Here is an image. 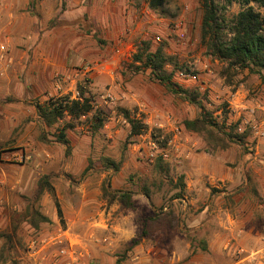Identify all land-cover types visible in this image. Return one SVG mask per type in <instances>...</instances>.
<instances>
[{
	"label": "rangeland",
	"instance_id": "1",
	"mask_svg": "<svg viewBox=\"0 0 264 264\" xmlns=\"http://www.w3.org/2000/svg\"><path fill=\"white\" fill-rule=\"evenodd\" d=\"M215 1L227 19L244 8L239 0L228 6ZM201 16L200 0H165L157 10L144 0H0V251L7 264H25L28 240L52 237L58 228L68 232L76 250L89 252L86 263L93 255L98 264H113L146 228L138 246L142 252L151 249V261L155 255L168 263L241 264L253 256L252 264H264V207L259 208L264 204V83L238 70L223 74L224 66L207 56L200 42ZM144 42L152 51L164 47L170 58L165 69L172 76L195 65L196 82L172 81L197 90L215 123H238L240 132L247 131L243 147L212 150L184 130L183 121L194 119L197 108L166 92L148 71L133 73L129 67ZM79 89L107 121L91 136L81 120L67 133L71 151L65 156V148L54 141L56 131L42 125L34 106L78 97ZM118 109L142 120L146 134L129 139ZM23 154L27 162H12L13 155ZM105 158L119 164L117 173L104 169ZM43 176L54 187L63 224L52 197L43 193L34 209L50 223L33 230L25 214ZM179 177L185 188L199 185L214 196L226 184L254 187L258 234L219 233L220 219L208 216L211 208L201 214L204 200L187 203V191L175 198ZM104 181L112 190L132 194L131 210L101 200ZM4 236L12 239L7 249ZM203 242L206 252L200 250ZM186 245L188 254L180 251Z\"/></svg>",
	"mask_w": 264,
	"mask_h": 264
},
{
	"label": "trees",
	"instance_id": "2",
	"mask_svg": "<svg viewBox=\"0 0 264 264\" xmlns=\"http://www.w3.org/2000/svg\"><path fill=\"white\" fill-rule=\"evenodd\" d=\"M66 0H62L65 2ZM150 10L163 7L165 0H144ZM230 5L235 0H223ZM244 6L234 17L227 19L223 15L224 7H220L215 0H200L201 25L200 42L207 56L220 62L224 67L223 74L232 70L247 72L255 75L261 83H264V0H239ZM250 4L256 5L262 13L254 10ZM170 60L166 56L164 47L152 51L150 44L144 42L136 48L132 55L130 69L133 73L149 72L150 78L161 85L172 96L197 108L198 115L192 120H184L182 125L186 132L193 133L202 138L212 150H226L229 145L237 144L243 147L248 132H240L239 124L218 125L211 113L206 111L202 104L201 95L197 90L187 91L172 81V71L165 69ZM174 75V74H173ZM38 120L46 128L56 131L54 141L65 148V156L70 155L71 147L67 138L68 132H73L77 125L84 122L91 136H95L104 127L107 117L103 111L94 107L85 91L78 90V97L70 95L58 98H50L46 102L37 103L34 106ZM123 120L129 126L128 138L146 134L147 127L142 120L137 119L130 111L118 109ZM160 161V159L158 160ZM103 167L112 173L119 171V164L110 159H103ZM85 172V171H84ZM178 193L176 199H181L185 192L183 177L177 179ZM43 193L52 197L59 221L63 224L62 211L48 176L41 177L36 183L33 202L26 209V221L33 230H38L40 225L49 224L50 221L34 209ZM101 200L108 205L117 204L120 208L131 210L133 207L132 194L112 190L109 181L101 185ZM147 237V230L143 228L141 234L127 243L121 257L114 264H122L137 247L142 239ZM5 249L12 246L11 236H4ZM200 250L206 252L204 242ZM3 250V249H2ZM0 251V264H7L9 259Z\"/></svg>",
	"mask_w": 264,
	"mask_h": 264
},
{
	"label": "crops",
	"instance_id": "3",
	"mask_svg": "<svg viewBox=\"0 0 264 264\" xmlns=\"http://www.w3.org/2000/svg\"><path fill=\"white\" fill-rule=\"evenodd\" d=\"M254 160H256V157H254ZM0 174L1 175L3 174L1 167H0ZM233 186L234 185L226 184L224 186V189L220 187L221 192L217 193V196L215 195L216 196L215 197L214 195L211 194V190L208 188H203L200 187L199 185H193V186L189 185L185 188V192L187 191V193L190 196L189 201H187V203L196 204L199 202L198 200L200 198L204 200L205 201L204 205L207 206H205L201 214H205L208 210V207L211 208L210 211L208 212V216L213 215L214 218L220 219L219 224L221 229L218 228V231L219 233L222 232L223 235H226L227 233L225 232L229 231V234L233 237H235V235L237 236L242 235L243 237L256 236L258 234L260 227L258 225L260 221L256 219V214H260V213L257 210L259 208L257 207L254 198L255 189L254 187L252 188L251 186L247 187L246 183L242 188L241 187L236 188ZM258 192L260 193V190ZM2 221L3 219L0 213V223H2ZM246 223H250V224L248 225ZM183 243H184V239H183ZM226 246H228V242L227 243L225 242V247ZM212 248L213 246L209 244L207 250L211 251L213 250ZM187 249H188V245H186L185 248L181 249L180 251L181 252L183 251L185 254H188ZM150 250L151 249H148L147 251L142 252L143 246L141 245L137 246L133 250V254L126 264H177L178 263V261H176V263L174 261H171L169 263L165 262V260L161 259V257L155 258V255H154V259H152L151 261L149 256L151 253ZM83 255H84V258L82 259L83 264H98V259L95 260V256L93 257V255L91 258L92 261H88L86 263V259L89 256L88 251H85ZM90 257L91 255L89 256V258ZM191 261L192 260H188L187 262L182 264H191L192 263Z\"/></svg>",
	"mask_w": 264,
	"mask_h": 264
},
{
	"label": "built area",
	"instance_id": "4",
	"mask_svg": "<svg viewBox=\"0 0 264 264\" xmlns=\"http://www.w3.org/2000/svg\"><path fill=\"white\" fill-rule=\"evenodd\" d=\"M174 30L176 32L180 31V25H176ZM155 41L159 42V38L156 37ZM0 51H4L3 46H0ZM196 72L195 65H187L178 68L174 72L173 78L182 84L194 83L199 76ZM28 160L29 157L25 154L13 155L12 157V162L16 163L27 162ZM262 202L264 203V199ZM262 207H264V204L259 206V208ZM24 258L25 264H83L84 255L81 251L76 250L75 242L69 237L68 232L58 228L52 237H31L26 243ZM254 260L253 256H249L241 264H252Z\"/></svg>",
	"mask_w": 264,
	"mask_h": 264
}]
</instances>
